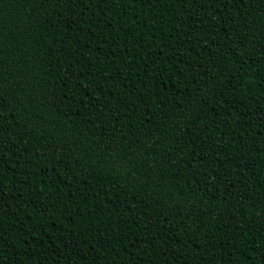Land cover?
<instances>
[{"label":"trees","instance_id":"16d2710c","mask_svg":"<svg viewBox=\"0 0 264 264\" xmlns=\"http://www.w3.org/2000/svg\"><path fill=\"white\" fill-rule=\"evenodd\" d=\"M0 264H264V0H0Z\"/></svg>","mask_w":264,"mask_h":264}]
</instances>
